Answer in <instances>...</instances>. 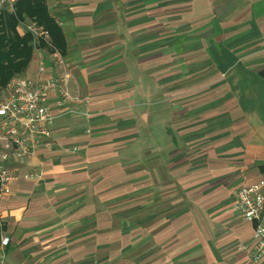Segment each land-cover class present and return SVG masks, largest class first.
I'll return each mask as SVG.
<instances>
[{
  "label": "crops",
  "instance_id": "obj_1",
  "mask_svg": "<svg viewBox=\"0 0 264 264\" xmlns=\"http://www.w3.org/2000/svg\"><path fill=\"white\" fill-rule=\"evenodd\" d=\"M45 3L78 101L47 96L51 139L19 165L42 178L0 204L5 264H264L234 209L264 181V0Z\"/></svg>",
  "mask_w": 264,
  "mask_h": 264
},
{
  "label": "built area",
  "instance_id": "obj_2",
  "mask_svg": "<svg viewBox=\"0 0 264 264\" xmlns=\"http://www.w3.org/2000/svg\"><path fill=\"white\" fill-rule=\"evenodd\" d=\"M19 0H0V12L7 10L15 13ZM23 34L34 39L36 52L43 54L39 60V77L36 80L17 78L6 86L0 97V204L4 197L22 179L39 180L43 173L37 169L21 176L20 164L32 160L40 148L47 145L52 136L54 118L51 115L47 96L57 92L63 103L77 102L71 94V73L65 56L51 42L49 32L35 21L20 22ZM43 45V46H42ZM51 62L54 76L41 80L47 71L45 59ZM76 150V149H74ZM264 181L244 186L236 193L234 209L243 221L254 225L253 258H264ZM8 237H3L0 249V264H5Z\"/></svg>",
  "mask_w": 264,
  "mask_h": 264
},
{
  "label": "trees",
  "instance_id": "obj_3",
  "mask_svg": "<svg viewBox=\"0 0 264 264\" xmlns=\"http://www.w3.org/2000/svg\"><path fill=\"white\" fill-rule=\"evenodd\" d=\"M28 20L43 26L49 32L53 45L64 55L57 40L60 36L58 25L49 17L45 0H19L15 13L0 12V86L12 78L23 76L32 61L35 51L33 36L27 34L20 38L15 33V27ZM260 75L264 79V70Z\"/></svg>",
  "mask_w": 264,
  "mask_h": 264
},
{
  "label": "rangeland",
  "instance_id": "obj_4",
  "mask_svg": "<svg viewBox=\"0 0 264 264\" xmlns=\"http://www.w3.org/2000/svg\"><path fill=\"white\" fill-rule=\"evenodd\" d=\"M15 33H16L20 38H24V37H25V34H23V31H21V29H20L19 26H16V27H15ZM36 53H37V52H36V50H35L34 53H33V56H32V61H31L29 67L27 68V70H26V72L24 73L23 76H21V77H16V78H12L11 80L7 81L5 84H3L2 86H0V87H2V88L0 89V97H2V96L4 95V88H5L6 85H8V83H10L12 80L17 79V78H25V79H30V78H31L30 74L32 73V71H31L32 68H30V67L32 66L31 64H33V63H32L33 60H36V61H37V55H36ZM34 62H35V61H34ZM36 68H37V67H36Z\"/></svg>",
  "mask_w": 264,
  "mask_h": 264
}]
</instances>
